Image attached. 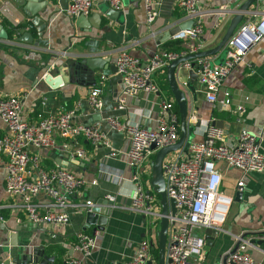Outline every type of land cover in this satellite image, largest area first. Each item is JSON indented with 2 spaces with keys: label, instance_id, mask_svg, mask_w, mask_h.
<instances>
[{
  "label": "crops",
  "instance_id": "obj_1",
  "mask_svg": "<svg viewBox=\"0 0 264 264\" xmlns=\"http://www.w3.org/2000/svg\"><path fill=\"white\" fill-rule=\"evenodd\" d=\"M13 9L18 22L28 21L29 18L13 1ZM50 4L41 17L48 24L43 38L49 41L48 48H40L31 43L15 41H0V97L4 95H18L22 102V116L28 121H35L38 114L55 113L64 108L78 106L76 120L84 123H97L110 141L111 147L93 145L84 139L78 142L85 151L83 157H78L62 149V141L57 140L54 149H40L36 151L46 167L58 164L69 155L72 159H80L82 164L73 170L86 180V186L74 191L71 202L96 200L106 195L115 197L113 207L106 226L103 230L94 231V226L85 228L83 214L70 211L67 225H35L28 221L23 212L8 204L17 202L11 197L4 186L3 169L0 170V241L9 242L13 247L31 250L42 248L49 256L47 246L58 244L67 247L64 261L70 255L79 256L72 252L71 245L79 232L98 233L96 246L87 264H128L133 257L137 243L141 239H151L156 232L150 228L149 217L130 208V198L134 192V176L146 180L143 167L135 168L127 165V151L129 150V136L123 132L111 129L106 118L117 115L121 121H141L146 127H154L160 113V100H173L167 91L159 89L156 93H140L136 97H129L123 111L114 109L115 98L119 92L121 82L112 83L110 76L103 82L101 97L104 108L101 112L93 111L87 102L90 90L98 86L101 73L96 72L95 86L86 87L76 83L66 75L65 63H73L82 55H100L114 63L115 53L119 48H125L131 55L139 58L141 64H148L156 51V43L172 40L171 36L161 41L162 37L179 23L176 14L180 13L177 0H161L158 5V17L152 25L145 22L142 0H121L120 16L117 20H110L103 10L109 6L103 0H95L92 13L100 14V28H91L85 32L75 27L74 16L65 13L69 0H47ZM242 0H202L206 8H228ZM236 6V5H235ZM255 4L250 9L255 8ZM263 7V4L260 5ZM235 9V8H233ZM232 14L208 15L204 18V30L199 38L203 43V50L214 47L223 35ZM36 29V28H35ZM28 31L23 30L21 33ZM152 33H155L153 36ZM32 34V33H31ZM33 35V34H32ZM37 37L36 34L33 35ZM186 43V44H185ZM185 41L182 45H187ZM163 49V48H162ZM214 63L223 59V53L212 57ZM246 65H238L223 80L220 91L231 94L229 107H223L219 102L212 103L206 99V88L195 79L190 88H185L188 101V115H195V119L188 124L193 126L192 141L201 140L206 123L214 125V121L222 120L226 126L225 140L235 143L240 129L245 128L259 138L260 149L264 154V39L256 44L247 55ZM57 68L63 82L57 88L49 87L43 80L44 74ZM187 70L180 81H187ZM244 95L249 100L244 102V110L236 111V107L243 102ZM222 94H218V99ZM142 113V114H140ZM100 114V119H99ZM142 115V116H140ZM199 121V124H196ZM215 126V125H214ZM7 133L5 124L0 119V136ZM74 148V147H73ZM110 150L117 151L115 156ZM61 163V162H60ZM145 165V164H144ZM218 168L222 172V190L231 197L230 208L222 231L205 241L203 258L196 264H211L220 255L235 246L237 237L243 236L250 243V253L257 264H264V171L249 173L243 177V186L237 187L236 182L241 178L238 169L228 167L219 162ZM52 167V166H51ZM113 176L118 177L114 182ZM95 180V184L91 181ZM148 186V187H147ZM144 188L151 189L150 185ZM240 195L236 198V193ZM41 203H46L43 195L38 197ZM161 209V207L159 206ZM197 233L205 236L206 230Z\"/></svg>",
  "mask_w": 264,
  "mask_h": 264
},
{
  "label": "built area",
  "instance_id": "obj_2",
  "mask_svg": "<svg viewBox=\"0 0 264 264\" xmlns=\"http://www.w3.org/2000/svg\"><path fill=\"white\" fill-rule=\"evenodd\" d=\"M103 1L116 10L121 8V0ZM160 1L142 0L148 25H152L158 17ZM94 2L69 0L65 13L73 17L88 16ZM253 4L255 8L244 14L241 23L226 40L223 46L224 61L221 64L214 63L213 56H205L177 66V69H192L195 72L197 82L206 88L209 102H219L221 106L229 107L231 94L220 91L223 80L236 66L248 64L249 51L264 39V0H255ZM177 6L181 13L179 23L192 20L193 24L189 29L179 30L171 38L189 41L185 45L187 50L174 53L162 49L161 42H158L150 63L142 65L139 58L125 48H119L114 61L116 72L121 75V86L114 105L116 111L125 110L129 97H136L141 92L156 93L158 86L153 76L158 69L176 58L203 51V43L199 38L203 34L206 16H225L236 11L206 8L202 6V0H177ZM4 20L11 26L19 23L11 0H0V23ZM152 34L155 36V33ZM107 78L100 75L98 86L90 90L87 102L93 111L101 112L104 108L101 92ZM185 82L180 81L182 86H185ZM219 93L222 97L218 99ZM248 100L249 96L244 95L236 111H243L244 102ZM77 108L74 106L55 113L38 114L35 121H28L22 116V102L18 95L0 97V119L7 128V133L0 136V170L5 172V190L11 197L18 199L8 206L23 212L26 219L35 225L64 226L70 220L71 210L84 214L95 206L93 200L71 202V194L86 186L87 182L82 176L58 164L48 168L36 153L40 149L56 148L58 139L62 141V149L78 157L85 154L83 148L77 145L82 139L93 145L111 147L108 137L97 123L76 120ZM159 109L156 125L152 128L146 127L141 121L124 123L117 115L106 118L111 129L123 131L129 136L127 165L135 168L142 166L148 176L153 161L151 156L156 149L175 144L179 138V116L172 100H160ZM195 118L194 114L188 115L187 122ZM203 135L201 140L190 142L186 151L180 148L174 151L173 157L167 158L168 153L162 161L166 195L175 203V212L168 215L164 264H196L203 258L205 247V239L197 231L223 230L231 197L222 190L219 162L240 171L241 178L236 182L239 188L243 186L245 175L264 171V154L260 149L259 138L253 132L242 128L235 143H227L223 128L206 123ZM153 143L156 145L155 150L150 149ZM117 154V151L110 150L111 156ZM112 180L117 182L118 177L113 176ZM133 180L135 186L130 208L149 217V225L155 231L161 217L159 198L151 189L144 188V185H149L148 177L144 180L135 175ZM95 183V180L91 181V184ZM40 195L47 198L46 203L38 200ZM106 199L113 203L115 201L112 195H106ZM0 220L3 221L2 216ZM98 236V233L79 232L71 245L72 252L79 253V256H68L65 264H87ZM154 243L155 237L141 239L128 264H147L150 260L155 263L152 256ZM249 247V241L241 235L237 237L234 247L224 251L211 264H257Z\"/></svg>",
  "mask_w": 264,
  "mask_h": 264
},
{
  "label": "water",
  "instance_id": "obj_3",
  "mask_svg": "<svg viewBox=\"0 0 264 264\" xmlns=\"http://www.w3.org/2000/svg\"><path fill=\"white\" fill-rule=\"evenodd\" d=\"M23 11V13L29 18L32 25L37 29V37L35 38L29 31L21 33L17 38L20 42L31 43L34 46L40 48H48L49 41L43 38V33L47 27V20L41 17V13L46 11L49 7L47 0H13ZM255 0H243L240 3H235L228 9L235 8V12H232V17L221 36L218 43L209 49L199 51L195 54H189L183 57L172 60L165 66L166 78L169 86V90L174 98V101L178 107L179 113V138L175 144L164 146L156 149V145L153 143L150 146L151 150H155L153 161L150 164V177L149 185L151 190L159 195L160 213L161 217L158 222V227L155 232V238L157 243V259L155 264H164L165 260V245L168 228V215L175 212L174 200L166 195L165 191V180L162 173V161L163 158L170 152H174L180 148L184 151L187 150L191 140L193 126H190L187 122L188 117V101L186 98V91L182 87L179 77L184 76V69H177V66L183 62L191 61L200 57L215 56L223 53V59L218 64L224 61L225 51L223 46L226 40L232 35L237 26L241 23L244 14L250 11L251 6ZM236 5V6H235ZM119 10H116L110 6H107L103 10V14L110 20H117L120 16ZM101 23L100 14L92 13L90 16L79 15L75 19V27L87 32L91 28L99 29ZM192 20L185 21L183 23H177L175 27L167 31L162 37L161 41L169 38V36L175 34L179 30L189 29L192 26ZM0 41H8L7 31L0 23ZM193 66V62L191 63ZM66 67V75L68 79L72 80V77H76V83L84 85L86 87L95 86V74L96 72L101 73L103 76H110L112 83L121 82V75L116 72V66L114 63H110L108 58H104L100 55H82L79 60L73 63L63 64ZM189 77V83L185 82V88H190V84L196 79V74L192 69L187 70ZM44 82L51 88H57L62 84L63 78L60 76L57 68L47 72L43 77ZM100 119V114H99ZM196 124H199L197 121ZM214 124L218 128H228L222 120L214 121ZM186 146L184 147V145ZM61 162V163H60ZM59 165L65 166L69 169H75L81 165L80 159H72L71 156L66 155L65 160H59ZM236 198L240 195V192L236 193ZM95 206L91 211H87L83 214L84 226L89 228L94 226V231L103 230L106 226L108 216L111 213L113 202L100 197L96 200ZM217 234L215 229H207L204 236L205 241L211 239ZM1 239V238H0ZM54 256H49L45 253L42 248H33L30 251L27 249H16L11 243L0 241V264H55ZM66 261H63L65 264ZM147 264H154L152 260L148 261ZM233 264V263H232Z\"/></svg>",
  "mask_w": 264,
  "mask_h": 264
},
{
  "label": "trees",
  "instance_id": "obj_4",
  "mask_svg": "<svg viewBox=\"0 0 264 264\" xmlns=\"http://www.w3.org/2000/svg\"><path fill=\"white\" fill-rule=\"evenodd\" d=\"M176 15L178 17H180L181 13H177ZM1 24L4 27V29L7 31L8 40H10V41H15L21 35V32L23 30H26V28L33 35L36 34V29L32 25V23L30 22V20L25 21V22H19L18 24L14 25V26L9 25L8 22L5 20L2 21ZM184 42L185 41L182 39H172L170 41L163 42L162 48L164 50L171 51L174 53H180L182 51L187 50L186 46L182 45ZM153 80L157 84L159 89L166 90L168 96L173 97L170 90H169V86H168V82H167V78H166L165 67L160 68L156 71V73L153 76ZM172 102H173V108H174L176 114L179 116L178 107H177L174 99L172 100ZM81 141L83 142L84 139H82ZM87 142H89V141H87ZM151 158H154V155H152ZM47 163L50 165L49 167H51V166L53 167V165H51V162H47ZM156 196H157V198H159L158 194H156ZM85 233H88V232H85ZM47 250H48V253L50 252V253L56 255V264H63L64 255L66 256V254L68 252L67 247H65L63 245H58V244H50L47 246ZM157 252H158V248H157V243H156V238H155V243H154V246L152 248V256H153L155 262L157 259Z\"/></svg>",
  "mask_w": 264,
  "mask_h": 264
},
{
  "label": "rangeland",
  "instance_id": "obj_5",
  "mask_svg": "<svg viewBox=\"0 0 264 264\" xmlns=\"http://www.w3.org/2000/svg\"><path fill=\"white\" fill-rule=\"evenodd\" d=\"M254 5V4H253ZM252 5V6H253ZM186 146V144L184 145V147ZM183 149V148H182ZM184 150V149H183ZM175 155V153L174 152H171V153H169V155L167 156V158H169V157H173ZM145 163H147V162H145ZM151 228V227H150Z\"/></svg>",
  "mask_w": 264,
  "mask_h": 264
}]
</instances>
